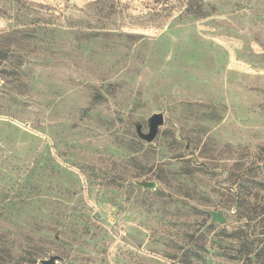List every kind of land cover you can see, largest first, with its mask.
Wrapping results in <instances>:
<instances>
[{
	"label": "rangeland",
	"instance_id": "rangeland-1",
	"mask_svg": "<svg viewBox=\"0 0 264 264\" xmlns=\"http://www.w3.org/2000/svg\"><path fill=\"white\" fill-rule=\"evenodd\" d=\"M51 255L264 264V0H0V264Z\"/></svg>",
	"mask_w": 264,
	"mask_h": 264
},
{
	"label": "water",
	"instance_id": "water-1",
	"mask_svg": "<svg viewBox=\"0 0 264 264\" xmlns=\"http://www.w3.org/2000/svg\"><path fill=\"white\" fill-rule=\"evenodd\" d=\"M164 123L163 113H154L148 119V132L143 131V126L140 122H136V131L142 139L151 142L155 139L158 134L159 128ZM138 184L142 185L145 188L155 189L156 183L154 181H139ZM210 214L212 216V221H217L219 223H225L227 221L222 210H211ZM60 259L58 255H51L49 258H44L40 260L41 264H57V260Z\"/></svg>",
	"mask_w": 264,
	"mask_h": 264
}]
</instances>
